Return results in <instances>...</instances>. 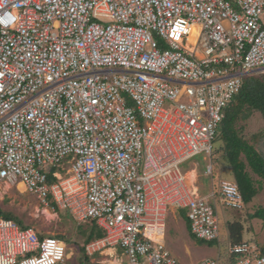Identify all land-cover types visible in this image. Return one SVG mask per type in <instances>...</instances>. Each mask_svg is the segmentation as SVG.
Returning a JSON list of instances; mask_svg holds the SVG:
<instances>
[{
  "label": "built area",
  "instance_id": "built-area-1",
  "mask_svg": "<svg viewBox=\"0 0 264 264\" xmlns=\"http://www.w3.org/2000/svg\"><path fill=\"white\" fill-rule=\"evenodd\" d=\"M256 72L264 0H0V185L18 180L43 205L93 221L102 235L83 245L89 257L119 247L124 264H181L166 246L167 210L184 211L195 238L220 231L179 164L212 155ZM219 193L242 207L236 183ZM256 250L230 248L246 256L234 264H264ZM66 252L0 214V264H56Z\"/></svg>",
  "mask_w": 264,
  "mask_h": 264
},
{
  "label": "rangeland",
  "instance_id": "rangeland-1",
  "mask_svg": "<svg viewBox=\"0 0 264 264\" xmlns=\"http://www.w3.org/2000/svg\"><path fill=\"white\" fill-rule=\"evenodd\" d=\"M253 74L262 75L261 72ZM252 113L251 117L240 124L243 127L246 126L241 132L249 140L251 135H259L261 137L262 133H264V116L259 111H252ZM260 142H262V138ZM260 148H263L262 144ZM258 150L260 151L261 149ZM65 161L66 159L63 162ZM210 164L212 168H210L209 172H206V165ZM68 167L69 164L63 165L61 171H65ZM180 167L184 174L192 168L199 172L197 173L199 178L196 180V191L199 194L198 196H204L201 198L216 205L219 216V231L222 239L214 245L199 244L190 235V224L185 212L179 209L167 210L164 220L165 242L167 248L179 262L181 264H196L203 258L217 257L223 264H228V251L231 244L227 236L226 224L227 222L236 221L242 223L243 229L245 228L249 235L248 238L246 236L247 239L242 237L241 242L233 244L234 247L242 244H255L257 246L256 251L259 254V247L264 248V220L252 218L249 214L254 213L258 207L264 206V186L249 204L243 206V209L238 210L239 207H228L221 204L219 199L221 182L235 183V180L229 165L224 159L223 145H221L220 141L214 143V152L211 156H195L181 164ZM228 168L231 173L228 172ZM253 177L255 176L253 175ZM17 181L15 180L9 188L7 187L8 185H0V195L2 197L0 198V212L10 214L11 218L21 225H30L43 234L55 235L63 239L67 245V258L65 257L63 262L56 264H81L84 261L81 247L86 242L85 239L89 234L91 224L88 221L80 222L75 220L65 210L52 209L50 206L43 205L34 195L26 191L24 186L22 190H19V186L16 187ZM209 190H211V193L207 195ZM45 211L50 213L49 217H47ZM248 240L255 241L259 246ZM106 249L93 255L97 261H94L92 256L89 262L91 264L103 263ZM114 249L118 255H123L121 248L114 247ZM107 256L109 255L107 254ZM231 257L234 262L230 264H234L237 261H243L246 256L242 253H234Z\"/></svg>",
  "mask_w": 264,
  "mask_h": 264
},
{
  "label": "trees",
  "instance_id": "trees-1",
  "mask_svg": "<svg viewBox=\"0 0 264 264\" xmlns=\"http://www.w3.org/2000/svg\"><path fill=\"white\" fill-rule=\"evenodd\" d=\"M252 111H259L264 116V73L260 76L254 74L244 76L242 88L233 102L226 108L215 138V142L220 141L223 145L224 159L229 165L240 191L242 207L238 210L243 209L245 204H249L264 186V133L261 137L251 135L249 140L241 132L244 128L243 125L239 126L242 121L253 114ZM261 138L262 142H260ZM261 144L263 148H260ZM258 149H261V152ZM0 214L6 218H11L10 214L1 212ZM249 216L264 220V206L258 207ZM88 223L91 224V227L85 239L86 242L102 235L101 230L93 221H88ZM226 231L231 244L228 251V264H230L234 262L231 257L234 252H231L230 248L233 244L242 241L244 229L242 223L236 221L227 222ZM190 235L199 244L214 245L222 239L220 236L218 240L205 241ZM251 242L256 243L255 241ZM260 249L261 253L264 254V248L260 247ZM81 251L84 254V261L81 264H91L89 262L90 257L85 254L84 246L81 247Z\"/></svg>",
  "mask_w": 264,
  "mask_h": 264
},
{
  "label": "crops",
  "instance_id": "crops-1",
  "mask_svg": "<svg viewBox=\"0 0 264 264\" xmlns=\"http://www.w3.org/2000/svg\"><path fill=\"white\" fill-rule=\"evenodd\" d=\"M251 117V116H250ZM253 118V117H252ZM239 126H241V125H239ZM246 126H244V128H245ZM224 162V161H223ZM195 169V168H194ZM229 169V168H228ZM195 172H196V176H197V178L194 180V181H192V182H190V184H189V182H188V177H187V172L185 173V177H186V179H187V184H188V187L190 188V190H195L196 189V180L199 178L198 177V174L197 173H199V172H197V170L195 169ZM229 173H231L230 172V169H229V171H228ZM233 176V175H232ZM194 182H195V184H194ZM12 184V182H5V184H3V185H8L7 187L9 188L10 187V185ZM19 184H22V186H24L23 185V183L22 182H20V181H18L17 183H16V187H18L19 186ZM217 188V187H216ZM21 188H19V190H20ZM213 190H214V188H212ZM22 190V189H21ZM209 193H211V190H209V192L207 193V195L209 194ZM198 194V193H197ZM199 195V194H198ZM201 197H204V196H201ZM208 197V196H207ZM0 198H2L1 197V195H0ZM215 205V204H214ZM216 206V205H215ZM95 224V223H94ZM248 235H249V232L244 228V232H243V237L245 238V239H247L248 238ZM246 236H247V238H246ZM107 251V252H106ZM104 254H105V256H104V261H103V263H101V264H124L125 263V259H124V257H122L121 255H118L116 252H115V249L114 248H107L105 251H104ZM107 254L109 255V256H107ZM119 256V257H118ZM95 256H93L92 257V259L94 260V261H97L96 260V258H94ZM111 257H113V258H111Z\"/></svg>",
  "mask_w": 264,
  "mask_h": 264
},
{
  "label": "bare ground",
  "instance_id": "bare-ground-1",
  "mask_svg": "<svg viewBox=\"0 0 264 264\" xmlns=\"http://www.w3.org/2000/svg\"><path fill=\"white\" fill-rule=\"evenodd\" d=\"M191 35H193V36H191V38H190L189 45H190V48L192 49L193 46H194V43H195V37H196V30H195V29H193V32L191 33ZM200 155L209 156V155H207L206 153H203V152H200V153L196 154L195 156H200ZM195 156L186 159L184 162H186V161H188V160H191V159L194 158ZM184 162H182L181 164H183ZM181 164H179V168H180L181 172L184 174V171H183V170L181 169V167H180ZM186 175H187V177H188V182H189V184H190V182H192V181H194V180L196 179V172H195V169H194V168L190 169L189 171H187V174H186ZM184 176H185V174H184ZM185 181H186V185L188 186L186 177H185ZM19 188L23 189L22 184H19ZM195 190H196V189H195ZM196 193H197V192H196ZM45 213H46L47 217L50 216V213H49V212H46V211H45Z\"/></svg>",
  "mask_w": 264,
  "mask_h": 264
},
{
  "label": "clouds",
  "instance_id": "clouds-1",
  "mask_svg": "<svg viewBox=\"0 0 264 264\" xmlns=\"http://www.w3.org/2000/svg\"><path fill=\"white\" fill-rule=\"evenodd\" d=\"M5 184V183H4ZM3 185V184H2ZM11 219H13V218H11ZM259 246V245H258ZM260 248V247H259Z\"/></svg>",
  "mask_w": 264,
  "mask_h": 264
}]
</instances>
